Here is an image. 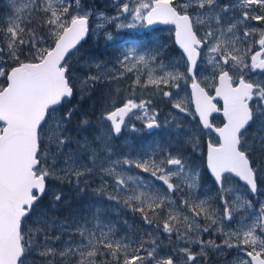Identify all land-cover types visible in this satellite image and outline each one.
Here are the masks:
<instances>
[{"label": "snow or ice", "instance_id": "6c2138e0", "mask_svg": "<svg viewBox=\"0 0 264 264\" xmlns=\"http://www.w3.org/2000/svg\"><path fill=\"white\" fill-rule=\"evenodd\" d=\"M136 5L134 9L130 3L120 6V12L130 14L134 23L119 27L132 28L137 21L148 26H174L184 71L178 64L161 63L162 74L150 71L143 84L136 75L133 87H152L161 96L172 98V88L179 95L180 82L187 85L191 81L190 103L180 101L173 108L198 117L200 128L215 134L207 143L205 163L217 189L221 214L192 191L195 169L181 156L162 150L159 158L145 155L113 159L106 138H101L100 153L107 155H100L90 141H81L82 133L88 131L82 125L88 121L82 120L74 128L71 108L56 115L74 96L69 58L88 34V14L79 10V0H25L24 7L15 10V18L0 21V264H24L33 251L45 258V264H56L57 258L65 264H206L209 251L232 249L237 251L233 264H264V204L253 210L250 222L241 221L230 231L224 227L233 219L232 189L227 184L242 181L249 192L256 193L258 181L264 177V162L254 158L257 147L250 145L248 138L257 118L258 128L264 132V79L252 75L264 74V29L251 24L264 23V0H229L223 5L219 0H136ZM22 12L27 13L29 23L34 16L44 18L39 31L25 26ZM213 17L215 24L206 23L205 18L210 21ZM257 33L258 40L254 39ZM107 39L113 38L109 35ZM158 58V50L130 47L111 68L98 64L97 75L87 77L86 82L94 85L102 79L118 80ZM202 59L208 65V76L200 81L197 77ZM167 67L175 70H165ZM219 101L222 106H218ZM151 105V99L137 101L134 95L119 106L113 105L102 116L106 136L118 137L128 126L125 121L130 115L143 120L147 129L159 128V113ZM213 113L222 114V126L213 125ZM53 120L55 125L50 127ZM131 128L135 130V125ZM45 137L55 143L56 153L45 149ZM73 143L78 145L76 152L67 150ZM258 147L264 152V135L259 136ZM81 152L87 154V163ZM117 166L140 169L149 174L151 183L139 174L124 176L116 171ZM98 169L101 187L95 195L120 206L122 194L127 193L123 205L140 213L141 220L151 228L144 233L148 239L118 235L113 225L103 221L97 206L91 218L85 216L74 222L72 235L77 238L62 249L49 246L48 230L54 221H46L48 227L36 231L44 240L43 245L34 246V234L25 233L24 222L45 193L47 180L59 178L77 187L83 181L87 186L86 177ZM105 176L112 179L111 185ZM109 188L111 191H106ZM54 199L58 202L61 196ZM213 233L224 237L221 243L211 235L203 238ZM157 234L169 240L171 247L166 255L160 254ZM195 247L199 252L193 250Z\"/></svg>", "mask_w": 264, "mask_h": 264}, {"label": "rangeland", "instance_id": "374dc122", "mask_svg": "<svg viewBox=\"0 0 264 264\" xmlns=\"http://www.w3.org/2000/svg\"><path fill=\"white\" fill-rule=\"evenodd\" d=\"M52 2L58 3L59 0H52ZM219 2L223 5L228 3L229 0H219ZM24 3L25 0H18L15 4L13 0H0V21L9 19L10 17L15 18V10L17 8L22 9ZM123 3H130L133 9L137 6L136 0H79V10L88 14L90 32L85 44H83L80 49L78 48L79 50L77 49L69 58L72 83L75 85L74 96L70 101L64 102L56 115H59L69 108L72 109V106L77 104L76 101L78 99L89 96V91H92L93 88L95 89L98 86H95V84H102V82L106 81V79H102L97 81L94 85L86 82L87 77L97 75L98 70L96 66L98 64L107 65L111 68L117 57L121 56V53L130 47H137L140 51L158 50L159 58L157 61L150 62L147 67L143 65L138 66L132 73H125L123 78L112 81L115 83L116 89H118L117 93L112 95V101L115 105L119 106L122 100L132 95H134L137 101L141 99H151V107L159 113L158 120L161 126L159 128H153L151 132H147L146 127H144V121L130 115L125 121L128 126L123 129L120 136L107 137L102 117H95L93 120L88 119L87 125H82V127H87L88 131L82 133L81 141L83 142L85 139L89 141L91 139L94 143L98 144L99 151H97V153L100 155H107V153H100V148L103 146L101 138H106L107 143L111 146V156L113 159H122L125 156L137 159L145 155L159 158L162 150H170L173 155L181 156L190 168L195 169L196 175L193 177L194 187L192 191L198 192L201 198L207 200V206H210L216 211L217 215H220L222 206L219 203L214 182L205 170L206 153L203 151V144L206 143L207 139L209 140L210 136L214 137V134L203 131L196 117L182 115L173 108V104L180 101L190 103V90L188 85L191 81H188L187 85H185L184 81L180 82L181 88L179 95H176V89L172 88V98L161 96L160 93L152 87H133V80L136 75L141 77V82L143 84V81L147 79L150 71L153 75L162 74L161 63L165 66L178 64L180 65L179 70L184 71L182 53L179 52V50L175 52L173 49H169L170 40H173V45L175 46V38L173 37L174 28L166 25L148 26L146 22L141 24V22L138 21L135 22L136 26L132 28L119 27L120 25L134 23L130 14L120 12V6ZM73 7L75 8L76 5L73 4ZM20 15L21 18L26 20V27H31L39 31L44 24V18L42 16H34L33 22L29 23L27 22V13L22 12ZM205 19L206 23L215 24L216 22L214 17L210 21L207 20V18ZM227 19L228 16H225V20ZM251 24L259 29H264V23L257 25L255 21H252ZM109 35L112 36V40L107 39ZM254 39H259V33L256 34ZM88 43L91 48V54L83 56V52L87 49L84 45ZM5 67H7V65H5ZM199 69L200 72L197 79L203 81L204 78L208 76V65L204 63L203 59L199 63ZM165 70L174 71L175 69L167 67ZM252 75L254 79H264V74L257 73ZM0 82H2V78H0ZM121 82L124 83L123 87H121ZM201 86H204L203 82ZM164 90L169 89L165 88ZM208 90L213 94L210 87ZM109 108V106H106L105 110ZM103 115L104 113L102 116ZM140 115H142V111ZM80 120L81 118L74 114L72 126L74 128L77 127ZM221 122L222 119L220 117L212 120L215 126H220ZM259 124L260 119L257 118L256 123L248 132L249 144L257 147L253 156L258 163L264 162V152L260 151L258 147L259 136L264 135V132H261L258 128ZM54 125L55 121H50V127H54ZM131 125H135V130H132ZM51 134L52 133L49 132V136H51ZM45 149L50 150V153L57 152L55 143L48 137H45ZM67 150L76 152L78 150V145L73 143L70 149ZM80 155L85 157V162L87 163V154L81 152ZM57 163L63 167L62 160H58ZM105 166L107 167L108 165ZM116 171L124 176L139 174L145 181L151 183L149 174L141 172L140 169L134 167L128 169L126 167L117 166ZM104 178L109 185L113 183L110 177L105 176ZM86 179H88L87 186H91V188L85 187L88 189V193L84 195L85 199L82 204L86 206V212L80 216L75 212L73 213L74 215L69 216L66 220L49 216L48 212H44L42 202L46 200L44 198L49 199L56 195H61L62 191L65 195V189L67 187L75 189L72 186H76V184L74 182L69 183L59 178H50L47 180L45 193L34 209L32 216L26 222L25 231L33 232L32 243L34 246L43 245L44 240L43 236L36 235V231L48 227V224L45 223L46 221L48 223L54 221V225L48 230V236L51 238L49 246L55 247L57 250L62 249L66 242L77 238L72 235L74 222L85 216L91 218L97 206H99L103 221L113 225L114 231H116L118 235L127 233L132 238L140 236L142 239H148L144 233L146 231L150 232L151 228L145 225L141 220L140 213H133L129 207L123 205L122 201L127 193L122 194L121 204L117 206L116 202L108 201L103 197H97L95 195L101 187V171L99 169L96 173L87 176ZM82 185L86 186L83 181L79 186L82 187ZM129 187H132L131 182H129ZM227 187L232 189L230 199L232 201L233 219L230 224L226 222L224 227L225 230L230 231L232 228L238 227L241 221L250 222L253 210H258L260 206L264 204V177H261L258 181V191L254 195L248 191L245 185L237 180H231L227 184ZM106 191H111V188ZM237 196L240 197L239 200L236 199ZM175 199L178 200V196L175 197ZM249 202L251 208L248 207ZM200 219L201 223H203V217ZM37 221H39V223H37ZM125 221L127 224H125ZM210 235L218 244L224 239L222 235H215L214 233L206 234L203 238L207 240L210 238ZM57 237H59V239H56ZM157 238L161 247L160 254L166 255L171 247L169 240L165 236L159 234H157ZM193 250L199 252L198 247H195ZM32 253L36 255H33L34 259L27 258L28 260H24V264H45V258L41 257L38 251H33ZM236 256L237 251L235 249L225 250L222 253L209 251L206 264H233ZM48 259L51 258L49 257ZM56 264H65V261H60L59 258H57Z\"/></svg>", "mask_w": 264, "mask_h": 264}, {"label": "trees", "instance_id": "16d2710c", "mask_svg": "<svg viewBox=\"0 0 264 264\" xmlns=\"http://www.w3.org/2000/svg\"><path fill=\"white\" fill-rule=\"evenodd\" d=\"M84 46L87 49H85V51L83 52V56L90 55L91 48L89 43ZM169 49H173L175 52H177L176 46L173 45V40L169 41ZM96 85L98 86L95 89L93 88L92 91H89L90 93L88 97L78 99L76 101L77 104L72 106L75 115L81 118L80 121H87L88 119L93 120L95 117H99L101 114L106 112V106L112 108V106L115 105V103H113L112 101V95H114L118 91V89H116L115 83L106 80L102 82V84L97 83L95 84V86ZM123 85L124 83H122L121 87H123ZM89 141L91 142L92 147L96 149V151H99L98 144L94 143L91 139ZM72 187H74L75 189H70L69 187H67L65 195L62 191L60 195L61 199L58 202L55 201L54 197L49 199L44 198L46 200L43 199L44 201H41L44 212H48L49 216L59 217L64 220H66L69 216L74 215L73 213L75 212H77L78 216L83 215V213L86 212V206H84L82 203L85 199L84 195L88 193V189H86L85 187L91 188V186L89 187L82 185V187L79 186V188L76 186ZM25 230L26 226H24V231ZM25 233L27 232L25 231Z\"/></svg>", "mask_w": 264, "mask_h": 264}, {"label": "water", "instance_id": "95a60500", "mask_svg": "<svg viewBox=\"0 0 264 264\" xmlns=\"http://www.w3.org/2000/svg\"><path fill=\"white\" fill-rule=\"evenodd\" d=\"M154 25H164V24H160V23H156V24H154ZM166 26H172V25H166ZM174 27V26H173ZM88 35V34H87ZM87 35L85 36V38L87 37ZM85 38L81 41V43L85 40ZM80 43V44H81ZM176 45V44H175ZM79 46V45H78ZM176 47L179 49V47H178V45H176ZM180 50V49H179ZM181 52H182V50H180ZM189 89H190V92H191V84H190V86H189ZM214 95V94H213ZM221 103H223L222 101H220ZM194 109V108H193ZM217 114H221V113H213L212 114V116H211V118L212 117H214V116H216ZM222 115V114H221ZM210 118V119H211ZM223 118V117H222ZM197 119H198V117H197ZM222 126V125H221ZM147 129V128H146ZM151 130L152 129H147V132H151ZM206 152H207V148H206ZM205 161H206V158H205ZM208 171V170H207ZM209 173V172H208ZM210 174V173H209ZM242 184H243V182L242 181H240ZM254 194V193H253Z\"/></svg>", "mask_w": 264, "mask_h": 264}, {"label": "bare ground", "instance_id": "6f19581e", "mask_svg": "<svg viewBox=\"0 0 264 264\" xmlns=\"http://www.w3.org/2000/svg\"><path fill=\"white\" fill-rule=\"evenodd\" d=\"M203 131H205V132H208L207 130H203ZM214 134V133H213ZM215 135V134H214ZM208 139L206 140V143L205 144H203V149H204V152L206 151V148H207V143H208ZM240 182V181H239ZM241 183V182H240ZM242 184V183H241ZM244 185V184H243ZM46 186H47V183H46ZM257 193V192H256Z\"/></svg>", "mask_w": 264, "mask_h": 264}]
</instances>
